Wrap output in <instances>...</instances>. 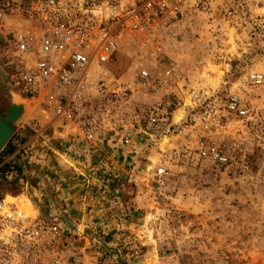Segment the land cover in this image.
Here are the masks:
<instances>
[{
	"label": "rangeland",
	"instance_id": "1",
	"mask_svg": "<svg viewBox=\"0 0 264 264\" xmlns=\"http://www.w3.org/2000/svg\"><path fill=\"white\" fill-rule=\"evenodd\" d=\"M10 2L0 32L3 115L12 102L8 72L16 64L8 31L19 28L23 12L18 1ZM164 21L159 29L175 71L164 77L158 68V86L136 93V99L158 107L167 120L131 145L102 141L97 150L76 152L89 157L102 181L97 211L102 210L88 222L87 238L72 234L59 215L66 201L47 171L53 154L35 136L33 121L41 113L34 98L32 109L27 103L26 122L17 123L12 144L0 152L2 166L14 154L6 172L17 184L14 190L42 215L58 218L60 264H264V84L240 82L248 72H264V7L246 0H196L184 8L180 26ZM234 93L248 115L228 110ZM49 141L62 147L57 139ZM200 142L216 145L228 161L202 157ZM161 164L168 173L159 182ZM4 180L2 174L0 183Z\"/></svg>",
	"mask_w": 264,
	"mask_h": 264
},
{
	"label": "built area",
	"instance_id": "2",
	"mask_svg": "<svg viewBox=\"0 0 264 264\" xmlns=\"http://www.w3.org/2000/svg\"><path fill=\"white\" fill-rule=\"evenodd\" d=\"M16 1L23 12L19 28L8 31L16 60L8 72L12 90L21 98H34L60 138H81L80 151L97 150L102 141L128 146L167 120L158 107L137 102L136 93L158 86V68L164 77L174 73L159 26L164 19L180 26L184 8L196 0ZM246 1L264 7V0ZM10 5V0H0V32ZM226 14L234 16V8ZM179 30L185 41L184 28ZM240 82L260 86L264 72H248ZM227 107L249 113L237 93L230 95ZM198 149L202 157L228 161L216 145L200 142ZM167 173L161 164L158 181ZM59 229L55 215L28 212L7 195L0 197V264H60Z\"/></svg>",
	"mask_w": 264,
	"mask_h": 264
},
{
	"label": "crops",
	"instance_id": "3",
	"mask_svg": "<svg viewBox=\"0 0 264 264\" xmlns=\"http://www.w3.org/2000/svg\"><path fill=\"white\" fill-rule=\"evenodd\" d=\"M33 122L36 127L34 128L36 131L35 136L37 139L39 138L42 140V145L46 143L51 154H53V158L50 160L51 165L47 166V171L49 175H52V179L58 182L57 188L62 191L61 193L63 196L61 198L66 201L67 206L64 210L65 212H59V215L68 223L72 234H79L83 238H87L85 232L89 229L88 222L94 215H99L98 213L102 210L99 209V211H97L98 205L101 203L99 196L100 191L98 190L102 184L101 180H96L95 171H97L98 168L93 167L92 163L88 161L87 158L89 157L76 153L78 151L80 152L81 145L84 143L81 138H73L70 136L60 138L54 126L46 122L42 116L40 119L38 118ZM25 126L33 129L31 124L27 123ZM48 129L50 132L47 136L44 133L45 130ZM51 138L63 142L60 143L62 147L53 146L49 141ZM46 152L48 151L46 150ZM13 157L14 154L7 155L2 163L5 164ZM0 167H2V164H0ZM41 183H45V181L43 180ZM104 186L106 185L104 184ZM23 194L24 193L16 196H7L13 198L24 197L30 202L31 208L38 211L33 207L34 204L31 203L32 201ZM84 248L85 245L83 246V249Z\"/></svg>",
	"mask_w": 264,
	"mask_h": 264
},
{
	"label": "water",
	"instance_id": "4",
	"mask_svg": "<svg viewBox=\"0 0 264 264\" xmlns=\"http://www.w3.org/2000/svg\"><path fill=\"white\" fill-rule=\"evenodd\" d=\"M12 102L8 107L6 114L0 112V152L12 138L18 122H24V104L30 102L31 109L34 107V102L30 99L21 98L20 103L16 102V93L11 91ZM26 101V102H24Z\"/></svg>",
	"mask_w": 264,
	"mask_h": 264
},
{
	"label": "trees",
	"instance_id": "5",
	"mask_svg": "<svg viewBox=\"0 0 264 264\" xmlns=\"http://www.w3.org/2000/svg\"><path fill=\"white\" fill-rule=\"evenodd\" d=\"M13 140H14V137L10 139V141L8 142V144L6 145V147L4 148V150L1 152V154L4 153L5 150H6V148L12 144V141ZM13 149L14 148L12 147L11 150H13ZM11 169H12V167H11L10 161L6 162L1 167V171H2V174H3V177H4L5 180H4L3 183H0V197L5 196V194L7 192H12L11 194L14 195V196L21 194V191L14 190V188H16V186H17L16 182L6 179L7 178V173L6 172H8ZM5 190H7V191H5Z\"/></svg>",
	"mask_w": 264,
	"mask_h": 264
},
{
	"label": "bare ground",
	"instance_id": "6",
	"mask_svg": "<svg viewBox=\"0 0 264 264\" xmlns=\"http://www.w3.org/2000/svg\"><path fill=\"white\" fill-rule=\"evenodd\" d=\"M23 101V100H22ZM16 102L17 103H20L19 101H17L16 100ZM24 102H26V101H24ZM29 102V101H28ZM28 102H26V103H28ZM29 112H30V109H29V106H28V104L26 105V107H25V104H24V119H25V117L29 114ZM25 121V120H24ZM9 200V199H8ZM10 200L11 201H16V202H18L26 211H28V212H31L30 211V203H29V201L27 200V199H25L24 197H18V198H13V197H10ZM33 212V211H32Z\"/></svg>",
	"mask_w": 264,
	"mask_h": 264
}]
</instances>
